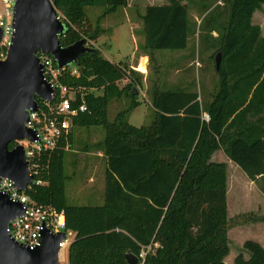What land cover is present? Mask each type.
Returning <instances> with one entry per match:
<instances>
[{"label":"trees","instance_id":"16d2710c","mask_svg":"<svg viewBox=\"0 0 264 264\" xmlns=\"http://www.w3.org/2000/svg\"><path fill=\"white\" fill-rule=\"evenodd\" d=\"M166 2L146 6L140 17L142 49L149 52L184 50L193 36L186 1ZM221 2L226 5V18L202 36L203 44L212 49L209 57L219 53L216 89L207 103L197 91L180 84L153 89L151 122L130 125L127 115L139 105L131 91L140 80L91 46L93 50L79 56L74 65L77 76L63 72L58 77L60 84L81 90L85 106L71 120L69 144L76 128L101 127L104 131L98 144L105 163L100 206L67 203L62 143L47 157L45 184L25 192L35 203L63 212L65 230L74 233L67 247V264H128L124 255L137 258L146 246L150 251L135 264H225V165L209 158L220 149L247 179L264 178V37L250 23L251 14L264 0ZM125 4L126 0H54L53 7L65 26L58 37L60 45L83 37L94 41L103 32L96 26L89 34L82 22L86 7H103L100 16L104 17ZM217 10L213 7L206 12L196 35ZM210 31L216 35L208 41ZM120 81L125 82L118 87ZM91 90L101 93L94 95ZM121 96L130 103L108 120V102ZM79 103L77 95L74 104ZM203 113L207 120L202 119ZM232 264H264V250L257 242L244 240Z\"/></svg>","mask_w":264,"mask_h":264},{"label":"water","instance_id":"95a60500","mask_svg":"<svg viewBox=\"0 0 264 264\" xmlns=\"http://www.w3.org/2000/svg\"><path fill=\"white\" fill-rule=\"evenodd\" d=\"M54 0H14L12 7L13 34L0 60V178L13 182L24 191L30 178L20 145L10 149L16 140H34V132L24 126L27 110L36 109L35 98L48 100L49 84L43 80L41 66L35 53L48 54L58 68L75 65L78 57L93 49L81 38L68 46H61L58 37L65 30L53 7ZM1 36V30H0ZM214 70L219 53L213 57ZM132 95L136 90L132 89ZM23 212L22 205L0 194V264H60L58 243L64 233L48 235L42 231L38 246L29 250L14 242L5 231L10 219ZM128 264L137 262L136 256L124 255Z\"/></svg>","mask_w":264,"mask_h":264},{"label":"rangeland","instance_id":"374dc122","mask_svg":"<svg viewBox=\"0 0 264 264\" xmlns=\"http://www.w3.org/2000/svg\"><path fill=\"white\" fill-rule=\"evenodd\" d=\"M84 13L85 17L82 22H85L88 26L89 34L92 33V29L96 26L102 29L99 24L102 19L100 15L103 13V7H86ZM118 16L121 17L119 11L114 15L106 14L105 21L110 23V19L115 20ZM81 28H84V26ZM80 31L81 29H79L78 32ZM125 31L121 28L119 33L115 35V38L110 40V44H113L120 54L117 56L116 52L112 51V56L106 57L111 61L117 62V64L124 65L127 69L136 74L140 80V85L135 86V98L139 106L127 115V122L130 125L139 127L141 125H148L151 122L153 110L150 103L153 89H171L180 84V87H185L188 90H195L200 93L203 100L205 96H209L216 89V76L213 62L215 54L210 58L209 56L211 55L212 49L205 43V46L201 45L203 44L202 36H206L201 25L198 35L190 39L188 47L181 52V57L174 55L175 51L157 50L149 52L148 50H144L142 49L143 38L137 41L136 51L130 56L129 54L133 52L132 48L135 47V45L131 42L129 32ZM131 34L134 36V32ZM103 36L102 45H105L107 42L106 37L109 36V34H103ZM210 37L212 36L210 35ZM83 39L85 45L97 49L95 42L89 41L85 37H83ZM203 47H205V49ZM189 53L193 54V62H191V66H186L184 61ZM141 55L147 56L146 63L144 59V66L142 67V60L139 64ZM102 57L104 58V56ZM124 82L125 81L118 82L117 86L121 87ZM88 92L94 95H99L101 93L99 90H91ZM129 103L130 99L125 96L110 100L106 109L107 119L111 120L118 111L124 110ZM103 135L104 131L101 127L76 128L72 131L71 150L66 151L63 157V174L65 177L64 192L66 201L69 205L100 206L95 204V198L90 199V195L92 194L94 197H97L101 196L102 192L103 172L105 168L104 158L101 159L96 157L93 152L100 148L98 144L101 143ZM83 148L93 152L84 159H79L77 150L80 152ZM89 178L93 180V184L89 183ZM91 185L92 187H90ZM227 201L230 205L229 195L227 196ZM235 220V217L230 219V223L232 221L235 223ZM245 233L246 232H239L235 234L229 231L227 234V245L229 250L225 259L227 263L232 264L233 256L239 251L237 245L238 241L243 237L251 239L252 234ZM59 263L66 264L64 260L61 262L59 261Z\"/></svg>","mask_w":264,"mask_h":264},{"label":"built area","instance_id":"2783aa9c","mask_svg":"<svg viewBox=\"0 0 264 264\" xmlns=\"http://www.w3.org/2000/svg\"><path fill=\"white\" fill-rule=\"evenodd\" d=\"M13 3L14 0H0V60L4 58L13 34ZM35 56L41 66L42 78L49 84L51 92L48 100L35 98L36 109L26 111L27 121L24 126L34 132V140L22 139L12 143V147L16 145L22 147L30 181L25 185L24 191H20L9 179L0 178V194L5 195L9 201L22 205L23 212L10 219L5 228L14 242L31 250L38 246L42 231L48 235L64 233V239L57 245L60 253L64 252L68 245V231L65 230L63 212L48 204L35 203L25 192L34 185L45 184L42 176L46 174L49 153L59 147L60 143L63 144V150L69 149L71 120L78 113L84 112L85 106L82 102L81 90L68 88L58 82V77L63 72L77 76L78 71L75 66L58 68L48 54L37 51ZM77 95L80 103L74 104ZM202 118L207 120V115L204 114ZM148 251L150 246L141 248L137 258L143 259Z\"/></svg>","mask_w":264,"mask_h":264},{"label":"crops","instance_id":"0c3cea01","mask_svg":"<svg viewBox=\"0 0 264 264\" xmlns=\"http://www.w3.org/2000/svg\"><path fill=\"white\" fill-rule=\"evenodd\" d=\"M181 1L183 3L186 1L189 27H191V29L194 30L193 36H189V38L187 39L186 48L188 47V43L190 39L196 36V32H197L196 28L198 26V23L200 22L201 18L206 14V12L211 10L213 7L218 8V10L212 16H210L208 20L202 23V30L205 33L208 32L211 25L217 23L219 24L222 21H224V19L226 18V5L223 4L221 0H181ZM166 3H167L166 0H126L125 6L119 7V9L117 8L112 13L107 14V15H114L117 11H119L121 17L118 16L117 19L115 20L110 19V23H107L105 21L107 16L102 17L99 25L104 31L100 35H98L93 41L95 42V45L97 46V49L100 51L102 56H104V58L106 56L111 57L112 51H115L117 56L120 54V52L116 49V47L113 46V44H110V40L115 38V35L119 33L121 28H123L124 31L126 30L125 32L127 31L129 32V37L131 39V42L132 44L135 45V47L132 48L133 52L129 54L131 56L136 51L137 41L142 39V25H141L140 17L143 14L144 8L149 5H165ZM220 7L224 8V10L220 11L221 10ZM205 8L206 11H203ZM250 23L252 25H257L259 27L260 35L264 37V4H261L259 9L255 10L251 14ZM132 31L134 32V36L131 34L133 33ZM103 34H109V36L106 37L107 42L105 45H102L103 44L102 39L104 38ZM208 34H209L207 35L208 41L210 40V38H214L216 35L214 31H210ZM210 35L212 37H210ZM203 48L205 49V47ZM182 51L183 50L175 51L174 55L181 57ZM107 60L117 64V62L111 61L109 59ZM141 60H142L141 63L142 64L141 67H142L144 66L143 60L146 63L147 56L141 55L139 59V64ZM192 60H193V54L189 53L186 57V60L184 61L185 65L191 66V62H193ZM199 99L204 103H207L210 100V97L205 96V99L203 100L202 96L199 93ZM138 106L139 105H137L135 108H137ZM204 114L205 113L202 114V117ZM71 142H72V138H71ZM69 146L71 147V143L69 144ZM70 147L67 151L71 150ZM96 150L97 151L94 152L92 151L94 155L98 158L103 159L101 151L99 149ZM92 152L84 148L80 152L77 150L78 158L84 159L86 156L92 154ZM209 161L223 163L225 165V184H226L225 204H226V218L228 221L226 237L229 231L235 234L239 232H246L245 234H252L251 239L250 238L246 239L243 237L238 241L237 245L239 251L241 250V245L244 240L255 241L264 250V178L256 177L254 180L247 179L245 175L242 173V171L224 156V154L220 149L214 151L211 154ZM89 183L93 184V180H91V178H89ZM103 186H102L101 196L94 197L92 194L90 195V199L95 198V204L101 205L103 202ZM90 187H92V185ZM228 195L230 198V205L228 204L227 201ZM234 217L236 218V220L234 221L235 223H233V221L230 223V219ZM73 237H74V233L68 231V244ZM227 242H228V238H227ZM153 246L155 247L156 243H154ZM67 247L66 250L63 252L64 253L63 260L65 261L66 264H67L66 261ZM242 255L244 258L247 257V254L245 252H242ZM226 256L224 257L223 261L225 264H229L225 261Z\"/></svg>","mask_w":264,"mask_h":264},{"label":"bare ground","instance_id":"6f19581e","mask_svg":"<svg viewBox=\"0 0 264 264\" xmlns=\"http://www.w3.org/2000/svg\"><path fill=\"white\" fill-rule=\"evenodd\" d=\"M63 255H64L63 252H60L59 253V258L58 259H59L60 262L63 261V259H64V256Z\"/></svg>","mask_w":264,"mask_h":264}]
</instances>
